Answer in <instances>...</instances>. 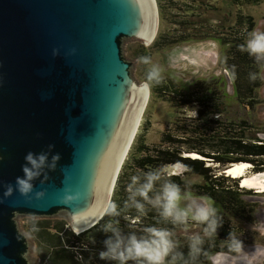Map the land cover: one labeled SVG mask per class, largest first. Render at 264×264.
<instances>
[{
  "label": "water",
  "instance_id": "1",
  "mask_svg": "<svg viewBox=\"0 0 264 264\" xmlns=\"http://www.w3.org/2000/svg\"><path fill=\"white\" fill-rule=\"evenodd\" d=\"M156 20L155 0H0V264L37 259L19 217L102 219L145 95L123 42L151 41ZM28 153L44 159L21 194Z\"/></svg>",
  "mask_w": 264,
  "mask_h": 264
},
{
  "label": "trees",
  "instance_id": "2",
  "mask_svg": "<svg viewBox=\"0 0 264 264\" xmlns=\"http://www.w3.org/2000/svg\"><path fill=\"white\" fill-rule=\"evenodd\" d=\"M242 1L249 3L259 0ZM186 5L189 7L181 8L188 15L189 9L194 6L188 3ZM254 26L255 22L251 16L239 14L236 24L230 27L228 32L222 33L223 35L217 32L221 35L215 36L225 49L222 65L232 85L231 97L238 103L252 108L259 102L257 90L263 80H249V73L258 72L259 68L253 58L242 52L239 46L245 42ZM204 36L212 35L207 33ZM189 38L190 35L186 33L172 37L171 40L161 36L156 39L154 45L161 49ZM152 90L176 108L194 105L196 116L192 117L191 125L186 123V117L177 118L174 131L164 132L158 144H147L142 134L137 135L132 142L110 200V203L115 202L118 205L121 212V216L117 218L121 229L137 234H141L144 228L150 226L169 228L173 231L177 229L170 224L158 222V216L153 210H149L141 217L135 209L125 207L127 185L131 177L158 169L169 174L182 189L189 185L191 192L196 196L209 198L217 202L222 209L220 215L223 217V225L218 229L217 236L205 241L197 264H208L216 254H236L237 251L229 246L230 242L227 239L229 233L234 234L236 230L230 224V220L250 221L254 219L255 212L251 204L244 199L245 194L250 192L243 189L239 178L230 177L223 171L233 163L247 162L251 164L249 171L264 172V139L260 137V133H264V128H255L243 118L229 120L219 118L223 113L222 105L226 103L223 100V93L211 80L195 81L187 90L176 83L162 82L153 85ZM187 153H196L201 158L185 155ZM207 162L215 164V167H211ZM177 163L184 166L185 174L198 175L202 177L203 182L189 183L180 174L166 171L167 166ZM109 219L110 217L103 215L97 224L81 231L79 235H74L68 223L62 219L53 225L43 224L42 229L37 231V236L47 248V254L43 258L45 264H109L97 256V253L103 250L102 241L105 239V234L100 228ZM177 241L180 250L187 255L188 241L180 238Z\"/></svg>",
  "mask_w": 264,
  "mask_h": 264
},
{
  "label": "rangeland",
  "instance_id": "3",
  "mask_svg": "<svg viewBox=\"0 0 264 264\" xmlns=\"http://www.w3.org/2000/svg\"><path fill=\"white\" fill-rule=\"evenodd\" d=\"M155 3L157 23L154 38L146 44L137 40L123 42L124 56L129 60L136 59L132 73L138 83L145 82L146 71L150 67V65L140 63L138 58L148 56L151 58L152 64L158 65L162 69L163 83H176L177 86L187 90L195 81L211 80L223 93V100L226 103V105H222L223 113L219 115V118L224 120L243 118L252 123L255 128H264V80L257 90L259 102L255 107L244 106L233 99L231 97L232 85L222 65L225 49L215 37L228 32L230 27L236 24L239 14L253 18L255 26L252 31H264V0L249 3L242 0H155ZM186 3L194 6L189 9L188 15L181 8L182 6L189 7ZM183 21L186 23L181 24ZM185 33L190 35L186 41L161 49L154 45L158 37L165 36L166 39L171 40L172 37ZM207 33L212 36L205 37L204 35ZM152 86L148 91V99L133 141L137 135L142 134L147 144H158L164 132L174 131V123L177 118L186 117V123L191 125L190 121L195 116L196 107L193 105L176 108L169 101L159 97V94L153 92ZM207 163L211 167H215V164ZM250 166L249 163L244 174L254 173L249 171ZM166 171L180 174L189 183L203 182L202 177L198 175L185 174V168L180 163L167 166ZM243 189L250 192V194H245L244 199L251 204L255 212L254 219L250 221L230 220V224L236 229L235 237L243 242L242 250L233 255L216 254L208 264H227L224 261L231 260V258H236V264H264V192H258L256 188L243 187ZM252 190L258 194H253ZM191 194L198 198H205L196 196L193 192ZM207 200L219 209V214L222 213L217 202L209 198ZM61 219L66 221L58 217H19L21 228L28 233L33 241L31 255L37 258L34 264H45L43 258L47 254V248L39 241L37 231L42 229L43 224L53 225ZM69 227L72 229L70 225ZM195 231L198 229L194 225H190L187 233L183 229L177 228L174 231L175 239L180 238L187 241L186 236Z\"/></svg>",
  "mask_w": 264,
  "mask_h": 264
},
{
  "label": "clouds",
  "instance_id": "4",
  "mask_svg": "<svg viewBox=\"0 0 264 264\" xmlns=\"http://www.w3.org/2000/svg\"><path fill=\"white\" fill-rule=\"evenodd\" d=\"M239 47L253 58L259 68L258 72L249 73V80H264V31L250 32ZM138 60L144 65H150L146 71L145 82L139 86L140 92H148L152 85L162 83V69L152 64L148 56H141ZM194 115L196 116V112ZM43 159V156H34L32 153L25 157L31 167L24 166L22 170L26 177L17 178V190L21 194L31 192V180L37 174ZM11 192L12 188L9 187L6 194L10 195ZM127 193L125 207L135 209L139 216L153 210L160 223L181 228L186 233L190 225H194L198 231L186 236L188 252L185 255L180 250L178 241L174 239L175 232L172 229L150 226L144 228L141 234L123 231L117 219L121 212L118 205L112 202L104 212L110 219L100 228L105 234L103 250L97 253L100 260L109 264H197L205 241L217 236L218 229L223 225V217L217 207L209 203L207 198L193 196L189 185L182 189L162 170L154 169L133 175L127 185ZM75 199L76 196H68L66 202ZM72 231L74 235L80 234L78 227H73ZM227 239L229 246L235 251L242 250L243 242L234 234L229 233Z\"/></svg>",
  "mask_w": 264,
  "mask_h": 264
},
{
  "label": "bare ground",
  "instance_id": "5",
  "mask_svg": "<svg viewBox=\"0 0 264 264\" xmlns=\"http://www.w3.org/2000/svg\"><path fill=\"white\" fill-rule=\"evenodd\" d=\"M152 4H153V0H152ZM153 34L154 33H152V36H153ZM148 95H149L148 92H145L141 107L139 109V112H138L137 117L135 119V122L133 124L132 130H131L130 135L128 137V140H127V142L125 144V147H124V149H123V151H122V153H121V155L119 157L117 166L119 165V162H120V160L122 159V157L124 155V152H125V149L127 147L128 142L131 140L132 137H135V134H136V131H137L141 116H142L143 111L145 109V105H146V102H147V99H148ZM185 155L190 156V157L201 158V156H199L196 153H187ZM117 166H116V169H117ZM248 166H249V163H247V162L233 163V164L229 165L224 170L225 171L224 173L226 175H228V176H231V177H234V178H239V180L241 181V186L242 187L256 188L258 190V192H264V173H253L251 175L244 174V172H245V170H246V168ZM116 169H115L114 175L116 173ZM114 175L112 177L111 182L113 181ZM109 188H111V184H110ZM225 262H227V264H236V258H231V260H225L224 263Z\"/></svg>",
  "mask_w": 264,
  "mask_h": 264
},
{
  "label": "flooded vegetation",
  "instance_id": "6",
  "mask_svg": "<svg viewBox=\"0 0 264 264\" xmlns=\"http://www.w3.org/2000/svg\"><path fill=\"white\" fill-rule=\"evenodd\" d=\"M252 192H255L254 190H252ZM258 193V192H257Z\"/></svg>",
  "mask_w": 264,
  "mask_h": 264
}]
</instances>
